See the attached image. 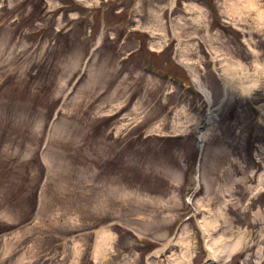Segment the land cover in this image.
<instances>
[{
	"label": "rangeland",
	"instance_id": "374dc122",
	"mask_svg": "<svg viewBox=\"0 0 264 264\" xmlns=\"http://www.w3.org/2000/svg\"><path fill=\"white\" fill-rule=\"evenodd\" d=\"M205 223L264 264V0H0V264H210Z\"/></svg>",
	"mask_w": 264,
	"mask_h": 264
},
{
	"label": "bare ground",
	"instance_id": "6f19581e",
	"mask_svg": "<svg viewBox=\"0 0 264 264\" xmlns=\"http://www.w3.org/2000/svg\"><path fill=\"white\" fill-rule=\"evenodd\" d=\"M195 72V71H194ZM199 85H200V90L201 92L206 96V98L209 101V92L207 91V89H205L203 87V85L201 84V82L199 81V79H197ZM182 82V84L186 83L184 80L180 81ZM206 224V223H205ZM209 225V224H208ZM207 226V251L210 253V258H209V263H214V264H222L224 262H226V260H228L231 256L235 255L240 248L243 245V242L241 241V237L237 238V239H224V237L222 238H218L217 239H210L211 238V232H212V228L210 229L209 226ZM192 249V248H191ZM191 249H189V246L186 247V249L184 248L183 254L184 257L181 260H178L175 262V264H189L190 260H191Z\"/></svg>",
	"mask_w": 264,
	"mask_h": 264
},
{
	"label": "trees",
	"instance_id": "16d2710c",
	"mask_svg": "<svg viewBox=\"0 0 264 264\" xmlns=\"http://www.w3.org/2000/svg\"><path fill=\"white\" fill-rule=\"evenodd\" d=\"M169 75V74H168Z\"/></svg>",
	"mask_w": 264,
	"mask_h": 264
}]
</instances>
